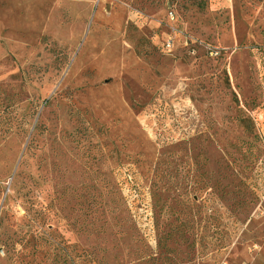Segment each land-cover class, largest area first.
I'll return each mask as SVG.
<instances>
[{
	"label": "rangeland",
	"instance_id": "rangeland-1",
	"mask_svg": "<svg viewBox=\"0 0 264 264\" xmlns=\"http://www.w3.org/2000/svg\"><path fill=\"white\" fill-rule=\"evenodd\" d=\"M0 264H264V0H0Z\"/></svg>",
	"mask_w": 264,
	"mask_h": 264
}]
</instances>
